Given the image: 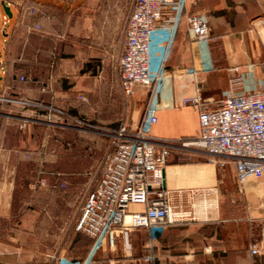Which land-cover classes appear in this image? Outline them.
Listing matches in <instances>:
<instances>
[{"label": "crops", "instance_id": "1", "mask_svg": "<svg viewBox=\"0 0 264 264\" xmlns=\"http://www.w3.org/2000/svg\"><path fill=\"white\" fill-rule=\"evenodd\" d=\"M6 4L12 17L0 47V96L54 104L101 126L140 123L135 109L141 91L126 97L120 88V59L135 0ZM186 13L207 18L209 39H193L182 20L158 30L151 44L152 70L163 64L169 75L152 134L179 147L198 136L201 108L219 107L234 78H241L239 90L264 88V0H190ZM173 14L166 8L162 16ZM196 96L202 98L199 106L184 104ZM13 113L39 121L20 131L6 117ZM41 113L0 103V264H264V177L240 186L232 164L220 168L182 148L171 152L165 182L181 193L194 219L157 233L121 232L127 236L126 254L118 244L95 247L76 224L97 175L53 170L42 191L28 185L30 175H20L25 165H51L33 153L23 157L22 141L37 136V124L45 120ZM254 246L258 254L252 253Z\"/></svg>", "mask_w": 264, "mask_h": 264}, {"label": "built area", "instance_id": "2", "mask_svg": "<svg viewBox=\"0 0 264 264\" xmlns=\"http://www.w3.org/2000/svg\"><path fill=\"white\" fill-rule=\"evenodd\" d=\"M190 0H135L134 10L126 33L125 50L120 59L121 92L133 96L137 88L150 91L149 101L140 123L132 127L121 122L117 127H103L65 112L54 104L21 98L0 96V103L14 108L42 112L44 122L51 127L75 129L97 133L107 138L109 153L102 160L99 178L89 193L76 224V231L94 240V246L104 243L114 246L121 232L146 229L160 232L166 226L194 219L185 205L181 193L166 186L165 168L176 148L191 150L206 156L210 163L224 168L232 164L240 186L250 180L264 177V88L247 85L239 90L241 78H234L223 94L221 105L215 109L201 108L200 132L193 140L176 143L157 139L152 131L158 123L163 91L169 75L162 64L152 70L151 44L158 30L176 27L182 20L188 24L190 35L197 41L207 40L211 28L202 14H187ZM172 8L174 14L163 19V10ZM3 34L9 18L0 16ZM191 70L190 72H192ZM24 81L25 77H20ZM202 98L196 96L184 104L199 106ZM20 131L39 119L6 115ZM80 127V128H81ZM40 165L32 189L42 191L49 185L50 172ZM91 174V173H90ZM258 246L252 248L258 254Z\"/></svg>", "mask_w": 264, "mask_h": 264}, {"label": "rangeland", "instance_id": "3", "mask_svg": "<svg viewBox=\"0 0 264 264\" xmlns=\"http://www.w3.org/2000/svg\"><path fill=\"white\" fill-rule=\"evenodd\" d=\"M2 16H4V12L2 11ZM0 26H3L2 18H0ZM5 43V37L3 33L0 30V47L3 48V45ZM141 91V95L136 96V109H135V117L136 120H141L143 113L147 106V100H148V91L145 88H137V91ZM79 119H81L79 117ZM85 121V123L93 124L90 121L81 119ZM44 122V121H42ZM73 126H77L75 129H67L64 127H49L47 123L43 124H37V127L39 128L37 130V136H32V140H26L25 138L22 141V144L27 146L26 150L23 149V153L25 154L23 157L26 159L29 158V156H33L35 158H40L43 160L45 159V162H49L52 166V168L44 169L48 172H53V170L57 168H63V169H71L73 170V173L75 174H82V173H91L93 177L97 175L99 177L100 174V168L102 167L101 162L105 158L106 154L109 153V145L107 142V138L104 135L97 134V133H89L84 130L78 123H71ZM81 127V128H80ZM106 127V126H103ZM53 133H64L66 137L61 136L63 140H61V143L59 144L58 148H54L49 144L51 140V136ZM15 134V133H14ZM18 135V134H17ZM19 137V135H18ZM15 140V135H13V139ZM76 141L75 145H72L73 147H67V143ZM90 146V150L88 149ZM97 155V156H96ZM30 156V157H31ZM72 160L74 161L70 166H67L68 161ZM97 160V162H94ZM92 162L91 164H88L89 162ZM66 165V166H65ZM69 165V164H68ZM73 165V166H72ZM20 175L21 176H29V180L27 181L28 185L32 186L34 184L37 171L39 167H31V166H23L21 168ZM34 177H32V173ZM68 171V170H67ZM143 238L142 232L141 235H138L135 237L136 243H139ZM119 245L120 254H126V248H127V236L123 237V235H119V238L116 240L115 245ZM138 245V244H137Z\"/></svg>", "mask_w": 264, "mask_h": 264}, {"label": "trees", "instance_id": "4", "mask_svg": "<svg viewBox=\"0 0 264 264\" xmlns=\"http://www.w3.org/2000/svg\"><path fill=\"white\" fill-rule=\"evenodd\" d=\"M61 136H64V138L66 137V135L64 134V133H59V134H57V133H53V135L51 136V140H50V142H49V144L51 145V146H53L54 148H58L59 147V144L61 143V140H63V138H61ZM75 143H77L76 141H74V142H69V143H67L66 145H67V147H73L72 145H75ZM89 150L91 149L90 148V146H89V148H88ZM48 168H52V166L51 165H46L45 166V169H48ZM63 169V168H62ZM60 167L59 168H57V169H55L56 171L58 170V171H60V170H62ZM68 171H69V169H67Z\"/></svg>", "mask_w": 264, "mask_h": 264}, {"label": "water", "instance_id": "5", "mask_svg": "<svg viewBox=\"0 0 264 264\" xmlns=\"http://www.w3.org/2000/svg\"><path fill=\"white\" fill-rule=\"evenodd\" d=\"M4 12V15L7 16L8 18L12 17V13H11V9L9 7V5L6 4V0H1L0 1V13ZM1 16V14H0ZM0 54H1V50H0ZM0 68H1V60H0ZM2 81V76H0V82Z\"/></svg>", "mask_w": 264, "mask_h": 264}]
</instances>
